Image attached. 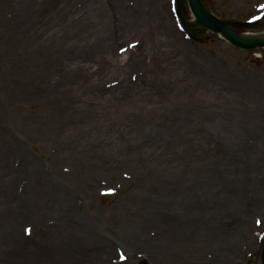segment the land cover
<instances>
[{
	"label": "rangeland",
	"instance_id": "rangeland-1",
	"mask_svg": "<svg viewBox=\"0 0 264 264\" xmlns=\"http://www.w3.org/2000/svg\"><path fill=\"white\" fill-rule=\"evenodd\" d=\"M202 2L264 33V0ZM182 86L203 110L170 106ZM263 243V47L186 0H0V264H259Z\"/></svg>",
	"mask_w": 264,
	"mask_h": 264
},
{
	"label": "bare ground",
	"instance_id": "bare-ground-1",
	"mask_svg": "<svg viewBox=\"0 0 264 264\" xmlns=\"http://www.w3.org/2000/svg\"><path fill=\"white\" fill-rule=\"evenodd\" d=\"M144 9L141 7V6H139V12H142ZM144 12V11H143ZM140 14H144V13H140ZM158 14V12H156L154 9H153V15H157ZM88 15H90V14H88ZM142 17H144V19H145V16L143 15ZM88 20V17H87V19H86V21ZM235 34L237 35V37H238V39L239 40H241V41H262V40H264V33H262V34H247V33H236L235 32ZM145 42H146V38H144L143 39ZM142 42V41H141ZM143 48H144V45H143V47H142V43L140 44V47L138 48V49H136L137 51V53H134V57H143L144 56V51H143ZM135 61L136 60H134V58H133V60H129L127 63L128 64H134L135 63ZM216 76V75H215ZM178 79H175V81H177ZM196 87H197V85H196ZM189 90L190 89H188V88H183V86H182V88L181 89H179L177 92V94H175L174 96H173V100H174V102H172V103H170V104H173V105H170V106H174V107H176L177 109H179L181 106H186V107H189V108H191V109H194V110H200L199 109V107H201L202 106V103H200L201 101H200V97L202 96H192V95H189ZM185 91V93H183ZM201 94H203V93H201ZM214 94V93H213ZM167 95V99L169 100L170 99V97H171V95L170 94H166ZM217 95H213L212 96V101L211 100H209L208 102H206L205 104L203 103V105H205L206 107H205V111H204V115H205V117L207 118V117H209L210 116V114H215L216 112L214 111V110H212L213 109V107L214 106H221V108L223 107V104H222V102L218 99L219 97H216ZM198 97V98H197ZM171 99V100H172ZM181 101V102H180ZM213 101L214 102H217L219 105H215V104H213ZM203 106H202V110H203ZM176 109V110H177ZM226 110V109H225ZM199 113H200V111H198ZM201 113H203V111L201 112ZM203 116V115H202ZM201 115H200V117L199 118H201L202 117ZM216 121H218V120H216ZM216 121H214L213 123H215ZM200 122H207L206 121V119H205V121L203 120V118H201V120H200ZM232 123L235 125V127H233L231 130L232 131H234V132H240L241 130H242V128H240L239 127V125L235 122V121H232ZM221 123H217V125H220ZM215 125V124H214ZM229 125H230V123H228L227 122V124H226V126L225 127H220L221 129H223V130H226V129H228V127H229ZM233 125V126H234ZM202 184H203V181H202ZM91 231V230H90ZM91 236L92 237H94V236H96V233L94 232V231H91ZM122 236H123V234H122ZM63 239H61V238H57L56 239V241H62ZM99 255H100V253H99ZM141 261H144V260H141ZM145 262V261H144ZM39 264H42V262L41 263H39ZM63 264V263H62ZM70 264H74V262L73 261H71L70 262Z\"/></svg>",
	"mask_w": 264,
	"mask_h": 264
},
{
	"label": "water",
	"instance_id": "water-1",
	"mask_svg": "<svg viewBox=\"0 0 264 264\" xmlns=\"http://www.w3.org/2000/svg\"><path fill=\"white\" fill-rule=\"evenodd\" d=\"M188 8L194 18V21L199 27L220 35L230 45L240 49H254L257 47H264V40L262 41H241L233 29L220 19L213 16L204 6L201 0H186ZM179 15V12H177ZM260 264H264V245L260 253ZM144 264V261L143 263Z\"/></svg>",
	"mask_w": 264,
	"mask_h": 264
}]
</instances>
